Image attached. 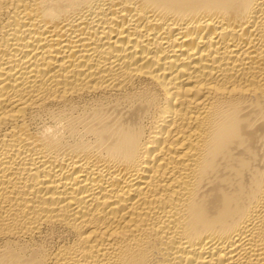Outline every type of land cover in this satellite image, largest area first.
Wrapping results in <instances>:
<instances>
[{
	"label": "bare ground",
	"instance_id": "obj_1",
	"mask_svg": "<svg viewBox=\"0 0 264 264\" xmlns=\"http://www.w3.org/2000/svg\"><path fill=\"white\" fill-rule=\"evenodd\" d=\"M0 264H264V0H0Z\"/></svg>",
	"mask_w": 264,
	"mask_h": 264
}]
</instances>
